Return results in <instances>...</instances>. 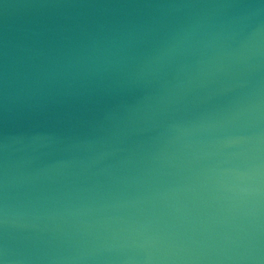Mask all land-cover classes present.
I'll return each mask as SVG.
<instances>
[{
  "label": "clouds",
  "instance_id": "obj_1",
  "mask_svg": "<svg viewBox=\"0 0 264 264\" xmlns=\"http://www.w3.org/2000/svg\"><path fill=\"white\" fill-rule=\"evenodd\" d=\"M170 7L196 11L90 33L39 70L53 87L145 98L43 136L54 162L5 142L0 264H264V19L249 24L264 4Z\"/></svg>",
  "mask_w": 264,
  "mask_h": 264
},
{
  "label": "water",
  "instance_id": "obj_2",
  "mask_svg": "<svg viewBox=\"0 0 264 264\" xmlns=\"http://www.w3.org/2000/svg\"><path fill=\"white\" fill-rule=\"evenodd\" d=\"M207 4H230L229 14L248 15L255 11L248 5L264 0H0V161L7 141L18 149L16 158L54 162V153L39 149L43 136L83 131L144 101L145 91L135 86L109 93L53 87L39 75L50 56L90 33L131 26L149 32L196 11L173 5ZM261 19L249 21L250 27Z\"/></svg>",
  "mask_w": 264,
  "mask_h": 264
}]
</instances>
